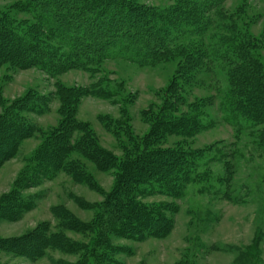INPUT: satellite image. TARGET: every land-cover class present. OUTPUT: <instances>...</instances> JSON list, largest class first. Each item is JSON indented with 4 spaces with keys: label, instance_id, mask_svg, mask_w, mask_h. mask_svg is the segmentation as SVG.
<instances>
[{
    "label": "rangeland",
    "instance_id": "1",
    "mask_svg": "<svg viewBox=\"0 0 264 264\" xmlns=\"http://www.w3.org/2000/svg\"><path fill=\"white\" fill-rule=\"evenodd\" d=\"M127 1L153 11L173 7L171 0ZM21 2L0 0L1 19L20 29L31 23ZM219 3L236 32L246 36L264 70V0ZM191 43L195 49L201 45L199 40ZM186 66L185 60L177 56L148 64L128 60L116 50L96 66L74 67L56 78L35 68L21 70L7 62L0 65V115L32 94L42 103L47 101L46 113L23 114L39 134L21 141L16 155L0 165V209L4 212V217L0 214V241L24 237L42 225L62 234L53 248L36 261L12 255L0 245V264H76L81 258L87 264H264V153L248 130L239 131L223 120L220 102L228 90L225 73L199 66L192 69L194 79L188 82L180 78ZM95 83L115 96L82 97L75 106V120L90 130L99 147L117 158L148 133L150 117L161 112L169 95L178 88L185 105L201 103L205 128L188 138L169 137L161 146L196 152L203 158L205 179L188 185L177 200L162 195L141 199L147 206L164 209L170 228L163 238L136 240L106 233L101 239L109 251L94 247L99 240L95 233L97 213L113 191L115 176L85 159L80 161L91 178L86 184L75 183L70 176L59 173L50 181L16 190L28 159L61 120L56 84L88 90ZM182 105L178 115L188 113ZM105 121H118V127L110 125L116 134L103 126ZM124 127L138 141L130 139ZM14 191L32 205L21 217L8 221L3 202ZM64 240L73 244L72 249L63 245ZM93 250L102 255L101 261L83 258L84 252Z\"/></svg>",
    "mask_w": 264,
    "mask_h": 264
},
{
    "label": "trees",
    "instance_id": "2",
    "mask_svg": "<svg viewBox=\"0 0 264 264\" xmlns=\"http://www.w3.org/2000/svg\"><path fill=\"white\" fill-rule=\"evenodd\" d=\"M21 1L31 23L20 29L0 17V65L7 62L21 70L35 68L56 78L74 67L96 66L116 50L128 60L148 64L182 58L187 66L180 78L188 82L194 79L192 69H218L225 73L228 84L220 102L224 122L239 131L248 130L264 153V70L246 36L237 33L223 13L219 0H171L173 7L167 11L133 6L127 0ZM192 40H199V48L192 46ZM56 85L61 120L28 159L16 190L50 181L59 173L86 184L91 178L80 161L85 159L115 176L113 191L97 213L99 240L94 247L109 251L101 239L106 233L136 240L163 238L170 228L164 209L147 206L141 199L162 195L177 200L188 185L205 179L203 158L196 152L161 146L169 137L188 138L205 128L201 103L185 105L178 88L161 112L150 117L151 127L141 140L124 127L128 137L138 143L117 158L99 147L90 130L75 120V106L82 97L110 99L115 94L97 83L88 90ZM46 102L32 94L0 115V165L16 155L21 141L39 134L23 114L46 113ZM181 105L188 113L178 115ZM117 124L105 121L103 126L116 134L112 127ZM3 203L8 221L21 217L32 205L16 191ZM0 210L2 214V207ZM59 235L49 225H42L24 237L0 241V245L12 255L36 261L53 248ZM62 243L73 247L67 240ZM83 255L98 262L103 258L94 250ZM87 262L81 258L76 264Z\"/></svg>",
    "mask_w": 264,
    "mask_h": 264
}]
</instances>
